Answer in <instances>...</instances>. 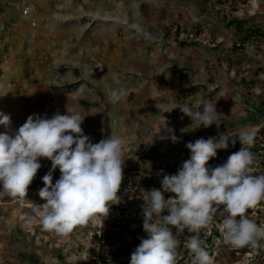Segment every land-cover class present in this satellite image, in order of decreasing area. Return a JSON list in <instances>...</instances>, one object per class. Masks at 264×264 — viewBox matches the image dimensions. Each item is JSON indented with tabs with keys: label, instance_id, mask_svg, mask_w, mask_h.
<instances>
[{
	"label": "rangeland",
	"instance_id": "obj_1",
	"mask_svg": "<svg viewBox=\"0 0 264 264\" xmlns=\"http://www.w3.org/2000/svg\"><path fill=\"white\" fill-rule=\"evenodd\" d=\"M117 88L127 95L112 104L109 95ZM200 102L216 105L219 128L199 127L180 111ZM67 109L84 117L81 127L93 143L123 140L119 201L110 202L105 219L98 216L67 236L44 231L38 220L24 227L20 214L34 215L44 203L38 191L51 161L41 158L22 203L0 196V264L130 259L147 238L143 191L154 188L158 169L176 174L190 158L185 145L199 138L225 134L239 142L242 131L264 138V0H0V112L10 116L11 131L30 115L51 118ZM166 127L178 142L158 138ZM232 147L230 141L218 149L208 166L226 162ZM262 154L250 174L264 175ZM59 176L57 169L53 183ZM246 215L264 225V200ZM222 220L217 214L210 227L180 234L176 264H191L185 243L192 235L215 264H264V247L233 249L224 242Z\"/></svg>",
	"mask_w": 264,
	"mask_h": 264
},
{
	"label": "clouds",
	"instance_id": "obj_2",
	"mask_svg": "<svg viewBox=\"0 0 264 264\" xmlns=\"http://www.w3.org/2000/svg\"><path fill=\"white\" fill-rule=\"evenodd\" d=\"M123 88L113 89L109 102L116 104L126 96ZM180 111L199 127H220L222 119L216 105L200 102L195 108L184 105ZM84 117L75 111L55 113L51 118L30 115L16 131H11L10 116L0 112V196L24 201L29 186L42 167L41 158L51 161V168L42 177L44 187L38 191L43 204L35 214L21 213L19 220L26 228L37 220L40 227L57 236H67L78 226L87 225L98 216L107 217L112 201L123 180L125 159L123 140L117 136L93 143L81 127ZM161 140L179 141L174 129L166 127ZM236 139L225 134L199 138L185 146L190 158L176 174H164L161 188L143 191L142 238L132 252L130 264H176L178 236L185 230L198 233L210 227L214 217H223L220 228L223 240L233 249L264 247V225H257L246 213L264 200V175L250 174L254 155L250 151L255 133L242 131V147L226 162L209 167L218 149H227ZM59 169V179L53 174ZM165 193L171 194L168 198ZM118 203V202H117ZM167 211V215H162ZM173 228L176 230L173 232ZM185 247L192 256L191 264H215V259L202 246L196 235L189 236Z\"/></svg>",
	"mask_w": 264,
	"mask_h": 264
},
{
	"label": "trees",
	"instance_id": "obj_3",
	"mask_svg": "<svg viewBox=\"0 0 264 264\" xmlns=\"http://www.w3.org/2000/svg\"><path fill=\"white\" fill-rule=\"evenodd\" d=\"M236 24H237V26H238V28H241L242 27V25H243V23L241 22V21H239V20H237L236 21ZM256 31H259V29H256ZM235 137H237V136H235ZM232 138V137H231ZM256 139V142L254 143V145L250 148L252 151H253V153H254V158L255 159H258L259 157H262L263 156V154H262V152H264V151H261L260 149H264V146L263 145H261V144H263L264 143V138L262 137V139L261 138H259V137H257V138H255ZM231 141V140H230ZM229 141V142H230ZM240 150V142H238L237 140H236V142H235V144H233V147H232V150L230 151V155L231 154H233V153H235V152H237V151H239ZM254 159V160H255ZM253 165V164H252ZM170 168H173L172 166L170 167ZM257 174V173H256ZM163 178H160L159 180H155L154 181V188H156V189H160L161 188V180H162ZM168 194V193H167ZM166 193H165V196H168ZM123 227H125V228H128L129 227V225H123L122 226V228ZM105 235V239H106V233L104 234ZM105 242V244H106V240L104 241ZM106 246V245H105ZM104 246V247H105ZM246 249H252V248H250V247H246Z\"/></svg>",
	"mask_w": 264,
	"mask_h": 264
},
{
	"label": "built area",
	"instance_id": "obj_4",
	"mask_svg": "<svg viewBox=\"0 0 264 264\" xmlns=\"http://www.w3.org/2000/svg\"><path fill=\"white\" fill-rule=\"evenodd\" d=\"M256 138V137H255ZM261 139H262V137H260ZM256 142V139L254 140V143ZM254 145V144H253ZM262 145V144H261ZM241 147H242V145H241V143H240V149H241ZM252 147V146H251ZM250 151L253 153V151L250 149ZM253 155H254V153H253ZM164 171H165V169L164 168H160V169H158V174H159V179L160 178H163V175L162 174H164ZM111 205V203L109 204V206ZM95 238H97V236H98V243H99V241H100V237H101V231H98L97 230V233H95ZM101 245V244H100ZM99 245V246H100ZM118 254V253H117ZM102 258H100V257H98V264H130V259H125L123 256H121V255H119V256H117V257H114V258H110V256L109 257H106V256H101Z\"/></svg>",
	"mask_w": 264,
	"mask_h": 264
}]
</instances>
